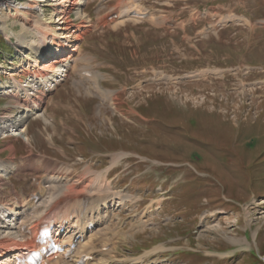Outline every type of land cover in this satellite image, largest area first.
<instances>
[{"label":"rangeland","instance_id":"374dc122","mask_svg":"<svg viewBox=\"0 0 264 264\" xmlns=\"http://www.w3.org/2000/svg\"><path fill=\"white\" fill-rule=\"evenodd\" d=\"M119 1L83 7L90 29L78 42L77 65L94 74L103 94L94 77L70 70L41 109L52 118L47 128L57 147L46 140L49 123L41 118L0 137V161L15 145L16 162L29 154L18 136L29 124L36 144L29 152L37 147L40 172H15L0 199L11 191L40 194L31 178L45 180V170L64 177L56 189L101 178L107 193L140 201L116 204L100 232L109 264L139 256L137 264H264V0ZM38 9L45 12L44 1ZM128 9L149 17H129ZM14 21L11 35L22 28ZM3 32L0 84L3 69L24 65L27 56ZM14 106L0 96L3 119L17 112ZM45 190L48 202L54 190ZM160 245L161 252L149 253Z\"/></svg>","mask_w":264,"mask_h":264},{"label":"bare ground","instance_id":"6f19581e","mask_svg":"<svg viewBox=\"0 0 264 264\" xmlns=\"http://www.w3.org/2000/svg\"><path fill=\"white\" fill-rule=\"evenodd\" d=\"M43 1L46 6L44 13L38 9ZM101 1L104 2L105 0ZM15 2L16 0H0V6L6 7L13 15L9 18L0 13V29L9 39H11L10 36L15 37L18 40L19 51L26 52L27 56L26 60H22L24 65H21L20 62L19 66H10L8 71H4L7 82L0 84V96L12 98L17 112L4 120H0V132L13 127L11 132L19 133L16 131L22 128L23 123L28 118L33 120L41 118L49 123L43 121L47 124L44 130L51 139L50 142L54 144L51 128L50 130L47 128L48 125L52 127L53 123L49 117L44 116L41 112L47 91L55 88L62 81V77H68L69 71L74 69L94 77L96 89L103 93L94 74L88 69H79L77 65L79 61L76 56L79 49L78 42L90 29L89 15L83 8L89 0H25L24 2ZM120 7L117 6L115 9ZM132 11L142 14V12L134 9L129 10L128 13ZM74 13L81 20L79 23L72 18ZM114 13L111 14L114 15ZM11 19H15V25L18 24L22 27L18 32H13L12 35L9 34L10 30L13 31V27L9 23ZM18 67L20 68V75L13 72ZM22 75L29 77L30 81L24 83V80L17 79V76L22 77ZM10 104L13 106L12 103ZM21 132L27 137L29 143L26 144L29 147L36 146L32 140H29L28 127H23ZM7 149L12 150V155L9 156L10 159L0 161V189L1 187H9L12 174L17 171L31 170L34 173H40L34 167L35 159L32 150L27 156L20 157L19 163H16L12 161L15 160L14 146H8ZM43 173L45 180L40 181L37 176H33L31 183L34 189H42L39 190L41 195L45 189V191L54 190L50 201L42 200L41 195L35 191L31 194L28 193L24 198L15 191H11L9 196L0 199V215L6 214L16 221L14 227L3 223V221L0 222V264H15L17 255L21 250L35 245V238L43 218L53 210L58 212L57 235L65 246V251L55 259H48L45 264H79L83 259H85V264H109L110 261L107 262L104 259L109 247L100 239L104 236L100 232L110 223L115 206H121L127 200L133 201V204L139 203V199L107 193L105 188L107 183H104L101 178L93 182L82 177L80 181L71 182L60 189H56L63 184L64 177L47 170ZM44 183L49 184V186L45 188ZM110 203L112 205H109ZM30 215L34 216L30 218ZM90 223H94L92 229L88 228ZM27 231H31V233H27ZM99 236L102 237L99 238ZM98 242L102 245H99ZM97 244L101 246L100 249L97 248ZM163 247L161 245L155 247L150 253L162 251ZM69 251L72 253L66 257V253ZM144 257L139 256L131 259L130 264L140 263Z\"/></svg>","mask_w":264,"mask_h":264},{"label":"crops","instance_id":"0c3cea01","mask_svg":"<svg viewBox=\"0 0 264 264\" xmlns=\"http://www.w3.org/2000/svg\"><path fill=\"white\" fill-rule=\"evenodd\" d=\"M16 153V152H15Z\"/></svg>","mask_w":264,"mask_h":264}]
</instances>
